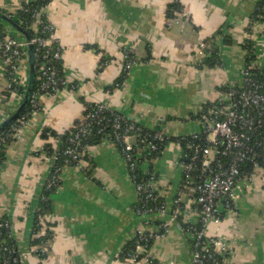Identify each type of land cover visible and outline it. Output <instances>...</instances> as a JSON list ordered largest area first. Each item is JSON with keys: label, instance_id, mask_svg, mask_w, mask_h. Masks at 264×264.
I'll use <instances>...</instances> for the list:
<instances>
[{"label": "crops", "instance_id": "0c3cea01", "mask_svg": "<svg viewBox=\"0 0 264 264\" xmlns=\"http://www.w3.org/2000/svg\"><path fill=\"white\" fill-rule=\"evenodd\" d=\"M28 1L0 0V10L8 15ZM168 1L49 0L44 14L63 47L65 83L75 88L65 85L54 93H39L36 111L0 157V217L10 224L23 264H126L118 258L120 251L143 226L134 211L136 192L128 166L109 141L87 146L77 164L61 168L60 184L50 195L44 218L34 224L52 169L51 158L42 150L43 128L63 134L82 117L86 103H98L143 127H159L171 137L201 133L205 123L197 114L203 106L225 96L222 87L241 82L246 41L253 44L257 58H264V23L249 25L258 0H179L183 6L179 16L166 14ZM2 27L23 40L7 23ZM223 36H228V43H223ZM210 38L219 42L213 66L205 63L200 47ZM123 50L136 61L116 87ZM103 57L109 62L100 67ZM20 102L18 93L7 90L0 60V123ZM49 140L58 146V139ZM179 156L178 145L171 142L145 162L167 202L182 181ZM193 193L188 188L183 200L195 220ZM236 193L232 208L219 221L208 223L207 234L230 247L226 264H264V169L239 179ZM149 227L158 228L153 223ZM46 230L50 238L40 247L42 257L32 249L31 240ZM145 254L159 264H192L189 237L176 224L154 238ZM141 264L150 263L142 259Z\"/></svg>", "mask_w": 264, "mask_h": 264}, {"label": "built area", "instance_id": "2783aa9c", "mask_svg": "<svg viewBox=\"0 0 264 264\" xmlns=\"http://www.w3.org/2000/svg\"><path fill=\"white\" fill-rule=\"evenodd\" d=\"M43 11L34 13V19L31 23V28L37 32L28 41L17 40L16 38L9 36V34L0 31V55L1 63L3 67V75L7 80V90L9 92L18 93L20 96L25 87L26 74L21 75L22 66L26 63V44H31L34 50V55L40 61H35L36 67V89L30 94L29 103L30 109L25 114H19L9 126V132L4 136H0V145L3 142L4 137L8 136L11 142L19 137L21 129L28 121V115L33 114L37 109V96L39 93H54L58 91V85L61 82L58 72L54 66V61L59 60L62 56L63 47L54 36V26L52 23L42 24L40 15ZM174 15H182V12H175ZM48 31L47 35H43ZM39 33V34H38ZM200 47L205 51V44L200 43ZM123 69L128 71L134 64L136 59L126 50H123ZM261 58V57H259ZM254 66L259 62L254 61ZM107 62L105 63V65ZM241 79L246 84V87L236 92L232 89L225 93V96L219 100L223 103L221 107L211 108V113L215 115V118L203 117L205 123L204 133L207 134V139L210 142L209 146H200L194 144L192 147V156L189 162L181 163L182 168V180H186V183H191V172L195 169V162L200 163L202 172H206L203 176H199L201 180L196 183H191L192 189L196 192V204L198 208L195 209V220L191 219L189 211H183V220L189 224H199V228L194 232L190 231V236L195 240L194 248L191 249L192 264H203L206 257H211L212 252L221 254L224 257L230 252V247L221 238L210 236L207 234L206 227L209 222L219 221L221 214L232 208L233 202L237 198L238 194L236 189L238 188L239 170L236 160H240L245 157V151L239 148L243 146L244 141L250 138V133L255 125L262 123L261 118H255L248 111L249 108H261L264 103V95L257 91L260 84L254 82L250 77L248 67L244 66ZM248 86V87H247ZM237 95V100L234 97ZM103 104L96 105V109L84 117L82 120H108L103 112L107 110ZM115 113V112H114ZM221 114L222 116H218ZM114 129L118 130L123 127V131L116 135V138L121 142L122 155L128 170L132 171L135 168L136 160L143 158L142 152L145 150L151 151L156 148L154 139L163 140L167 138L166 135L159 127L153 129L152 138L150 140L141 139V145H135L136 133H133L134 123L127 117L116 114L112 118ZM87 123H78L73 128L75 132L69 137L68 141L70 145L64 150V154L70 155L75 164L78 163L79 153L75 151L73 145L80 143V136L85 132ZM239 126L240 130L237 131L235 126ZM195 137L197 133L189 134ZM186 136V135H185ZM139 142V143H140ZM171 142H168V146ZM144 143V145L142 144ZM176 145L179 144L175 142ZM219 146H223L218 149ZM164 147V148H165ZM180 149V147H179ZM220 153L222 155H234L233 161L229 162L227 166L219 161L213 160L214 155ZM181 154V153H180ZM53 169L56 171L60 169L53 165ZM255 173V172H254ZM253 173V174H254ZM253 174L249 177L252 178ZM154 181L147 183L133 182L136 192V203L141 202L139 207L135 206L134 211L138 215L145 216L141 218L143 226L136 231L138 241L135 245L134 251L126 256L123 260L128 261L130 264H141L138 260L140 253L144 254V260L149 263V257L146 256V251L140 241L145 237L156 238L163 233L147 232L146 229L150 228L149 225L154 219L160 218L164 226L169 227L172 221H178L180 216L179 203L183 199L184 190L179 186L171 202H162L160 205H149L150 202L156 201L158 197L162 196L157 192L154 186ZM2 223L0 222V225ZM151 229V228H150ZM191 230V229H190ZM40 252L44 253V249L40 248ZM223 257V262L226 264V260ZM5 262V261H4ZM13 262L17 264H23L21 257L14 259Z\"/></svg>", "mask_w": 264, "mask_h": 264}, {"label": "trees", "instance_id": "16d2710c", "mask_svg": "<svg viewBox=\"0 0 264 264\" xmlns=\"http://www.w3.org/2000/svg\"><path fill=\"white\" fill-rule=\"evenodd\" d=\"M49 0H31L28 2L23 3L22 7L18 9L15 12L8 13L9 17H11L20 27H22L24 30L27 31L28 37L31 38L35 32L31 28V23L34 19V13L40 12L42 10L43 12L40 15V20L43 21L42 24H49L50 21L47 20L46 15L44 14V10L48 4ZM183 6L179 2V0H169L167 4V11L166 14L169 16H174L175 12H182ZM253 23H264V0H258L255 6V9L251 15L250 23L249 25H252ZM6 24L4 21L0 20V31H3L4 33H7L5 30H3L2 25ZM49 32L46 31L43 33V35H47ZM39 34V33H38ZM11 36V35H9ZM215 38H210L209 40L204 41L205 44V63L208 66H213L217 64L218 62V49H219V42L216 40H213ZM223 43H228L229 38L228 36H223ZM253 44L248 40L246 41L244 48H245V67H248V71L250 74V77L254 82H257L260 84V87H258L257 91L262 93L264 95V58H257L256 56V49L253 48ZM33 48V47H32ZM34 52V50H33ZM131 54V53H130ZM35 56V55H34ZM133 56V55H132ZM134 57V56H133ZM135 58V57H134ZM1 60V55H0ZM35 61L38 60L35 56ZM254 61H258L259 64L254 66L252 64ZM106 62H109V59L106 57H103L100 60L99 66L103 67ZM54 66L58 72V76L61 79V82L58 85V90L63 88L66 83L63 77V71H62V65H61V58L59 60L54 61ZM123 67V66H122ZM127 72L125 69L122 68L121 74L115 79L113 82V86L119 87L124 79L126 78ZM37 82L36 78L34 79V86L32 89V92L36 89ZM66 87H69L71 89H74L75 86L73 85H66ZM246 87L245 82L243 79H241V82L233 85V86H227L222 87L221 90L223 92H228L232 89H235L236 92L240 91L242 88ZM248 87V86H247ZM31 92V93H32ZM235 100H237V95L234 97ZM96 103H86L85 108L82 113V117H84L86 114L94 111L96 109ZM223 103L220 100H215L213 102L206 103L203 108L200 110V112L197 114V117L199 119L203 120L204 116H207L208 118H215V115L211 113L212 106L214 107H221ZM30 109V103L29 101L25 105V107L22 109L20 114H25ZM249 113L253 115L255 118H261L262 123L260 125H255L250 133V138L248 140L244 141V144L239 149L242 151H245V157H243L240 160H236L238 170H239V179L247 178L251 176L256 169H264V103H262V109L261 108H249ZM32 114H29L27 117L28 119L31 118ZM103 115L108 120H102V121H96L91 120L88 121L82 120V117L78 120H76L73 124V126L68 129L63 134H57L54 130L51 128H43L42 130V137L46 140L44 142V145L42 147V150L49 156L52 160L53 165L57 166L60 170L61 168L66 164H75L74 161L71 159L70 155L64 154V150L68 145H70V142L68 141L69 137L72 136V134L75 132V128H73L78 123H87L85 132L80 136V143L78 145H73V148L75 151L79 153V158H81V155L85 152V148L90 145H96L102 141H109L112 142L117 146V148L122 152L121 142L116 138V135L119 132H122L123 127L120 129H114L112 118L116 116V113L112 111L111 109H107L103 112ZM218 116H222L221 114H218ZM9 126L10 123L5 126L0 131V136H4L6 133L9 132ZM154 128H146L141 126L138 123H134V129H132L133 133H136V141L135 145L138 146L141 145L140 140L146 139L150 140L152 138ZM235 129L237 131L240 130V127L237 125L235 126ZM58 139L59 144L57 147H54L52 143L50 142V138ZM156 144V148L148 151L145 150V152H142L144 155L142 159L136 160L135 168L132 171H129L130 177L132 182H141V183H147L149 181H154L156 179V175L154 174L153 170L151 169V166H148L146 168L145 162H150L152 159L158 157L161 152L163 151L165 145L170 142L174 141L179 144L180 147V156H179V162L186 163L190 161V158L192 156V147L194 144H199L200 146H209L210 142L207 139V134L204 132L197 133L195 137H192L191 135H184V136H176L171 137L168 136L167 138H164L163 140H153ZM140 142V143H139ZM11 143V139L6 136L4 137L3 142H1L0 145V157L3 158V150L6 146H8ZM144 145V143H142ZM223 146H219L218 149H221ZM234 155H222L220 153H217L214 155L213 160L222 162L225 166L229 164V162L235 160ZM206 172H202L200 168V163L198 161L195 162V169L191 172V183H196L201 180L199 176H203ZM59 170L51 169L50 174L48 176V179L44 183L42 187V191L40 193L41 199H39L38 209L35 213V219L36 221L34 224L37 223L38 217L44 218L45 212L48 209V205L50 204V195L55 191L56 187L60 184V180L58 179ZM191 183H186V180H182L180 186L183 187V190L186 191L188 188H192ZM196 192L193 193V198H196ZM164 198L158 197L156 201L150 202L149 205H160L162 202H164ZM166 202V201H165ZM141 205V202L135 203L134 207H139ZM180 216L178 218V222L180 223L183 232L189 237V244L190 249L194 248V242L195 240L191 238L190 231L194 232L195 229L197 230L199 228V224H189L186 223L183 220V211L186 210V204L184 200L182 199L181 202L178 204ZM195 209L198 208V205L195 203L191 206ZM138 216L141 218L142 215ZM0 222L2 223L0 225V264H17L16 262H13L14 259H18L20 256L16 251L17 242L15 237L11 233L10 224L8 220L5 217H0ZM155 224L158 226L156 230L147 228V232H154V233H164L168 229L167 226H164L162 223V220L160 218L154 219L153 222L151 221V224ZM34 230H37L38 226L34 225ZM48 229H51L50 226H48ZM191 229V230H190ZM49 231L46 230V232H40L36 237L32 238L31 240V247L40 256L43 257L44 253L40 252V247L45 243L50 237H49ZM153 237H145L143 238L140 243L143 245L144 250L147 251L153 241ZM138 241L137 234L128 240L124 246L122 247L120 254L118 258L120 260H123L126 258V256L134 251L135 245ZM223 255L217 254L215 252H212L211 257H206L204 259L203 264H225L223 262ZM144 254L140 253L138 255V260L141 261L144 259ZM5 261V262H4ZM126 264H130L128 261L123 260ZM150 264H159L155 259H148Z\"/></svg>", "mask_w": 264, "mask_h": 264}, {"label": "water", "instance_id": "95a60500", "mask_svg": "<svg viewBox=\"0 0 264 264\" xmlns=\"http://www.w3.org/2000/svg\"><path fill=\"white\" fill-rule=\"evenodd\" d=\"M0 20L7 23L15 31L21 33L24 37L23 40L28 41L29 37H28L27 31L24 30L22 27H20L11 17H9V15H7L5 12L1 10H0ZM25 49H26L25 54H26L27 74H26L25 87L21 95V102L16 108V110L11 115L8 116L6 119H4L0 123V131L5 126H7L9 123H11L20 114L22 109L27 104L30 94L32 92L33 86H34V79L36 76L35 56H34V52H33V48L31 44L29 43L26 44ZM112 111H114L116 114L122 115V113H120L117 110H112ZM144 217L145 216H142L141 218H144ZM172 224H176L179 228H181V225L178 221H172L171 225Z\"/></svg>", "mask_w": 264, "mask_h": 264}]
</instances>
